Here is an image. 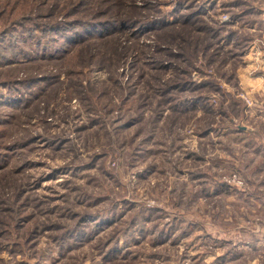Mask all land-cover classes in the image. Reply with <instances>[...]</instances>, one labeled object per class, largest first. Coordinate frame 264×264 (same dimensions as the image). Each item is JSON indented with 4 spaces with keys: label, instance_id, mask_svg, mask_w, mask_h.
Here are the masks:
<instances>
[{
    "label": "rangeland",
    "instance_id": "374dc122",
    "mask_svg": "<svg viewBox=\"0 0 264 264\" xmlns=\"http://www.w3.org/2000/svg\"><path fill=\"white\" fill-rule=\"evenodd\" d=\"M0 264H264V0H0Z\"/></svg>",
    "mask_w": 264,
    "mask_h": 264
},
{
    "label": "trees",
    "instance_id": "16d2710c",
    "mask_svg": "<svg viewBox=\"0 0 264 264\" xmlns=\"http://www.w3.org/2000/svg\"><path fill=\"white\" fill-rule=\"evenodd\" d=\"M81 40V39H80Z\"/></svg>",
    "mask_w": 264,
    "mask_h": 264
}]
</instances>
